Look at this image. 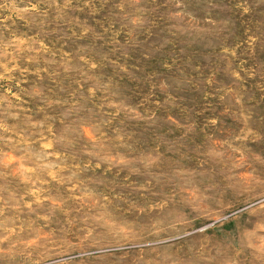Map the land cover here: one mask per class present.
Returning a JSON list of instances; mask_svg holds the SVG:
<instances>
[{"label": "rangeland", "instance_id": "rangeland-1", "mask_svg": "<svg viewBox=\"0 0 264 264\" xmlns=\"http://www.w3.org/2000/svg\"><path fill=\"white\" fill-rule=\"evenodd\" d=\"M0 264H264V0H0Z\"/></svg>", "mask_w": 264, "mask_h": 264}]
</instances>
